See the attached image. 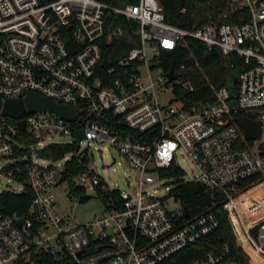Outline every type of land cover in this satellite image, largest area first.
<instances>
[{"label":"built area","instance_id":"1","mask_svg":"<svg viewBox=\"0 0 264 264\" xmlns=\"http://www.w3.org/2000/svg\"><path fill=\"white\" fill-rule=\"evenodd\" d=\"M228 4L232 11L247 9L246 21L191 30L167 22L158 0H0V174L20 183L0 192L33 194L25 215L0 209V264H33L37 248L75 264H160L218 225L211 210L186 217L174 188L166 195L150 190L157 178L175 177L161 174L170 167L181 170L178 183L199 182L223 196L236 243L250 264H264V202L249 196L255 204L247 209L241 196L264 182V0ZM116 15L137 22L140 44L104 66V46L127 34L122 25L109 26ZM187 37L242 57L245 68L236 81L212 87L214 102L182 101L174 88L182 89L183 98L193 89L182 74L186 64L172 68L174 79L159 65L160 49L184 45ZM31 91L76 106L75 120L51 110L25 109L17 118L3 113L5 100L24 99ZM240 114L261 124L260 138H245L233 120ZM76 129L84 133L78 149L58 159L41 155L49 143L76 146ZM66 134V142L54 138ZM101 141L119 149L130 165L136 181H128V189L109 186L91 163V144ZM74 156L80 169L72 180L82 194L117 190L119 196L86 221L61 211L55 198L54 188L69 183L64 175ZM181 161L192 164L193 178L183 177ZM259 206L261 215L248 227V212ZM222 259L210 252L191 264Z\"/></svg>","mask_w":264,"mask_h":264},{"label":"trees","instance_id":"2","mask_svg":"<svg viewBox=\"0 0 264 264\" xmlns=\"http://www.w3.org/2000/svg\"><path fill=\"white\" fill-rule=\"evenodd\" d=\"M117 2V0H107ZM134 1V0H127ZM163 6L165 20L181 28L191 30L198 29L208 22L243 23L246 21L249 11L247 9L231 10L228 0H158ZM242 15L244 18H239ZM122 25L127 34L120 39L113 40L104 46V66L115 65L121 56L125 55L134 45L140 44L139 37L134 30L138 27L135 20H126L122 15L114 16L110 27ZM184 45L180 43L173 49L161 48L158 54L159 65L164 71L170 68L177 70L182 63L186 64L183 76L191 81L193 89L186 93L183 98V91L179 87L174 88L182 101L187 104H202L214 102L215 95L212 87L219 88L223 85H231L236 81L239 72L245 68L242 57L237 55H224L219 48L209 49L207 45L193 37H187ZM181 74V77H182ZM101 76V75H100ZM103 77V76H101ZM104 83L108 81L103 77ZM1 105V99H0ZM264 147V141L262 143ZM76 150L72 143H49L41 150V155L58 159L67 152ZM78 158L72 157L67 161L64 179L70 183V192L76 196L82 194L84 189L73 183L72 177L80 169ZM162 175L180 176L181 170L170 167L161 171ZM256 186V185H255ZM260 189L264 192V182L257 183V186L249 188L243 196L242 205L244 208L250 206L247 203L249 196H254V191ZM180 203L187 207L190 217L213 211L218 219V225L213 231L206 233L188 247L173 254L172 257L162 261L160 264H191V262L205 258L208 253L222 256L220 264H250L248 255L242 247L236 243V235L230 225L228 210L223 207V196L214 191L208 190L204 185L195 181L178 183L174 187ZM33 194L27 192H0L1 211L4 214L25 215ZM98 197L102 202L107 203L110 198L119 201L118 191H106L99 193ZM120 203V202H119ZM262 207V206H261ZM246 209V210H247ZM249 215L251 212H248ZM248 215V216H249ZM185 219V218H184ZM254 219L249 217V225ZM33 264H75L68 256L58 258L46 250L35 249L33 253Z\"/></svg>","mask_w":264,"mask_h":264},{"label":"rangeland","instance_id":"3","mask_svg":"<svg viewBox=\"0 0 264 264\" xmlns=\"http://www.w3.org/2000/svg\"><path fill=\"white\" fill-rule=\"evenodd\" d=\"M148 52L150 54L151 49H149ZM153 75L157 76L156 72H153ZM166 92L168 97H173L174 92L172 88L168 87ZM54 138L60 142H66L71 139V136L66 134V136H55ZM89 152L91 163H93L98 174L108 182L109 186L113 188L120 187L122 189H128V181H136L135 174L131 171L130 165L124 161L119 149L110 145L108 142L101 141L98 143H92ZM1 163H4V161ZM180 163L185 171L183 177L187 180L193 178L194 168L192 164H190V162L182 161ZM179 181H181V177L157 178L151 185L150 190L155 191V193L159 195H166L178 184ZM19 186V182L5 174H0V189H5L6 187L16 189L19 188ZM167 186L169 188H166ZM256 186H253L252 188L254 189ZM54 192L55 198H57V201L59 202L60 210L72 211L78 221L92 219L94 216H99L103 212L104 204L100 197L92 198L85 203H79L77 196L70 192L69 183H61L54 188ZM254 192L255 197H262L264 202V192L260 191V189H256ZM246 201L249 203L248 205H250V203L255 204L251 197L247 198ZM172 202L179 204L177 200L172 199ZM261 210V208L257 207V210L249 215L250 219H256L259 217L262 213ZM247 226L249 227L251 224H248ZM248 261L251 263L249 256Z\"/></svg>","mask_w":264,"mask_h":264},{"label":"water","instance_id":"4","mask_svg":"<svg viewBox=\"0 0 264 264\" xmlns=\"http://www.w3.org/2000/svg\"><path fill=\"white\" fill-rule=\"evenodd\" d=\"M166 75L170 79H174L176 75H174L173 69L170 68ZM175 83V81H173ZM27 109V111H48L51 110L53 112H56L63 118H67L69 120H75L77 116V107L74 105L70 104H63L60 102H57L51 98H47L45 96H42L34 91L29 92L24 99L20 98H14V99H7L5 100L3 104L2 111L5 114L10 115L11 117H20L23 113V111ZM234 122L236 124H239L243 131H244V136L247 139L254 140L255 138H260L263 128L260 123H258L255 119L253 120L252 118L246 116V115H237L234 117ZM19 125L21 128L24 127V123L22 120L19 121ZM76 148H79L78 142L83 138L84 133L82 129H76ZM78 202L79 203H85L86 201H89L92 198H95V195L91 193H85V194H80L78 196ZM184 211L186 214V217H189L190 213L187 210V207L184 206ZM24 217L19 218V222L23 223L24 222Z\"/></svg>","mask_w":264,"mask_h":264},{"label":"crops","instance_id":"5","mask_svg":"<svg viewBox=\"0 0 264 264\" xmlns=\"http://www.w3.org/2000/svg\"><path fill=\"white\" fill-rule=\"evenodd\" d=\"M257 198V197H256ZM258 208H262L261 206H259ZM253 212H255V211H253ZM252 214V213H251Z\"/></svg>","mask_w":264,"mask_h":264}]
</instances>
